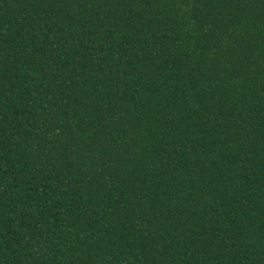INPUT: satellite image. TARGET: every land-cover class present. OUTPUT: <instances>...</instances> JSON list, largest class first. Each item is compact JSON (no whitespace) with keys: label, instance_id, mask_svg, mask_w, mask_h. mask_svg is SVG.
I'll return each instance as SVG.
<instances>
[{"label":"trees","instance_id":"trees-1","mask_svg":"<svg viewBox=\"0 0 264 264\" xmlns=\"http://www.w3.org/2000/svg\"><path fill=\"white\" fill-rule=\"evenodd\" d=\"M0 264H264V0H0Z\"/></svg>","mask_w":264,"mask_h":264}]
</instances>
